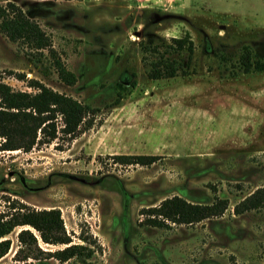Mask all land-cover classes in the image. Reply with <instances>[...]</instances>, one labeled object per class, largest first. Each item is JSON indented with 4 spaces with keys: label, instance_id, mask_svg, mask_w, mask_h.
Listing matches in <instances>:
<instances>
[{
    "label": "rangeland",
    "instance_id": "1",
    "mask_svg": "<svg viewBox=\"0 0 264 264\" xmlns=\"http://www.w3.org/2000/svg\"><path fill=\"white\" fill-rule=\"evenodd\" d=\"M11 2L50 37L77 81L64 84L46 51L1 32L0 81L27 93L38 81L92 113L74 138L57 117L50 144L0 151V216L59 210L71 245L94 251L87 264H264V209L234 213L264 188V72L243 64L245 56L264 62V0ZM173 39L192 51L177 52ZM159 56L175 62V77H149ZM118 155L158 160L127 166ZM174 196L194 204L217 197L228 208L193 225H146L142 211ZM24 229L40 253L21 245ZM5 239L0 264H81L49 258L67 245L43 244L28 226Z\"/></svg>",
    "mask_w": 264,
    "mask_h": 264
},
{
    "label": "trees",
    "instance_id": "2",
    "mask_svg": "<svg viewBox=\"0 0 264 264\" xmlns=\"http://www.w3.org/2000/svg\"><path fill=\"white\" fill-rule=\"evenodd\" d=\"M5 5H0V32L10 41L21 43L31 50L42 53L46 51L52 67L58 78L66 85L73 86L76 75L67 69L59 54L53 49L50 37L43 31L37 22L30 19L11 0H3ZM35 1H79V0H35ZM177 52L186 49L192 51V43L182 39H173ZM158 49L154 48L153 52ZM243 57L246 72H264V62L250 60ZM149 77L151 79L172 78L176 76L178 66L174 61L159 56L150 63ZM23 79L24 75H19ZM28 87L35 89V93L14 90L11 86L0 81V151L23 150L30 151L36 144H50L56 139L55 121L61 118L63 123L62 133L74 138L80 126L92 113L88 105L59 94L42 83L30 80ZM114 161L120 165L150 166L158 160L156 156L149 155H118ZM228 208V201L214 198L211 204H194L174 196L165 199L157 207L142 211L146 215V225L162 228L167 223L177 225H193L211 218L221 217ZM264 209V188L257 189L253 194L235 206L234 213L240 215L251 210ZM0 216V258L7 254L10 241L7 236L18 226H28L34 229L43 244L67 245L66 248L55 252H46L49 258L61 262L76 260L87 264L94 251L84 245H71L72 240L66 235L60 211L50 210H24L18 211L10 218ZM5 239V240H2ZM21 245L28 250H38V240L33 233L24 229L18 234ZM2 240V241H1ZM85 242V238L83 239ZM34 259H39L33 255Z\"/></svg>",
    "mask_w": 264,
    "mask_h": 264
},
{
    "label": "crops",
    "instance_id": "3",
    "mask_svg": "<svg viewBox=\"0 0 264 264\" xmlns=\"http://www.w3.org/2000/svg\"><path fill=\"white\" fill-rule=\"evenodd\" d=\"M40 2H44V1H40Z\"/></svg>",
    "mask_w": 264,
    "mask_h": 264
}]
</instances>
